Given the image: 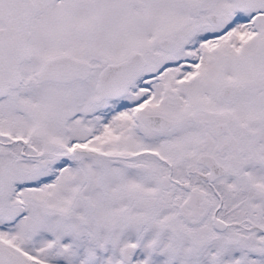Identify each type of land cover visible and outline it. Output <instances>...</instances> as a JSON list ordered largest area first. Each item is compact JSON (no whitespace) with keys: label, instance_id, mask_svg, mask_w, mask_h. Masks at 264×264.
I'll use <instances>...</instances> for the list:
<instances>
[{"label":"snow or ice","instance_id":"6c2138e0","mask_svg":"<svg viewBox=\"0 0 264 264\" xmlns=\"http://www.w3.org/2000/svg\"><path fill=\"white\" fill-rule=\"evenodd\" d=\"M0 264H264V0H0Z\"/></svg>","mask_w":264,"mask_h":264}]
</instances>
